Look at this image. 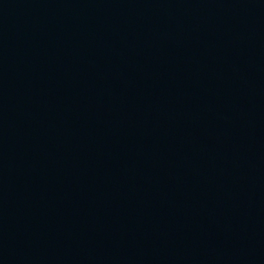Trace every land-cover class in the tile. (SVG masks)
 I'll return each instance as SVG.
<instances>
[{
	"label": "water",
	"instance_id": "95a60500",
	"mask_svg": "<svg viewBox=\"0 0 264 264\" xmlns=\"http://www.w3.org/2000/svg\"><path fill=\"white\" fill-rule=\"evenodd\" d=\"M0 264H264V0H0Z\"/></svg>",
	"mask_w": 264,
	"mask_h": 264
}]
</instances>
